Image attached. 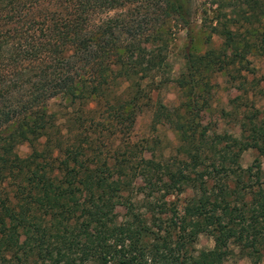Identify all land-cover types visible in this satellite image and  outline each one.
I'll return each mask as SVG.
<instances>
[{"label": "trees", "instance_id": "trees-1", "mask_svg": "<svg viewBox=\"0 0 264 264\" xmlns=\"http://www.w3.org/2000/svg\"><path fill=\"white\" fill-rule=\"evenodd\" d=\"M204 1L220 47L185 54L172 81L187 100L173 111L156 103L151 118L176 131L182 159L142 169L133 127L169 82L166 31H189L191 0H0V264H226L231 246L253 264L264 256V176L239 165L263 149L264 121L241 124L239 138L197 134L210 75L264 57V32L251 28L264 0ZM137 3L160 24L99 20ZM55 98L64 127L48 108ZM184 194L180 208L167 200ZM200 235L210 249L195 250Z\"/></svg>", "mask_w": 264, "mask_h": 264}, {"label": "rangeland", "instance_id": "rangeland-1", "mask_svg": "<svg viewBox=\"0 0 264 264\" xmlns=\"http://www.w3.org/2000/svg\"><path fill=\"white\" fill-rule=\"evenodd\" d=\"M208 8L210 7L204 0H191L188 32L180 26L171 27V23L168 24L170 28L166 31L168 46L165 54L166 61L170 66L169 82L152 93L151 106L138 115L131 134V142L137 147L136 158L137 160L139 158L142 169H147L151 162H158L161 157L163 159L172 157H175L176 160L182 159V155L177 150L180 141L176 131L165 121L152 123L151 118L156 103L173 111L175 108L181 109L187 100L186 92L179 89L172 81L183 68L185 54L191 51L199 55L208 49L217 50L220 47L221 41L217 36L213 35L209 40L207 38L208 22L213 16L212 11H209ZM153 12L154 10L148 4H125L123 7L115 8L98 17L100 21L118 17L128 19L134 23L139 22L143 29H148L160 24L158 12L156 10ZM123 15L125 17H121ZM204 18L206 19L204 20ZM251 28H257L259 32H264V20L260 23L253 22ZM246 63L248 69H243L242 65L236 64L227 69L226 73L219 72L210 75V87L206 97L208 107L199 113L197 119L200 124L197 134L201 130L206 141L214 135L223 134L239 138L241 124H245L247 129L249 124L258 127L259 122L264 121V57L250 53L246 57ZM238 70L240 72L237 74ZM48 108L50 112L56 113L58 126L64 127L65 122L61 119L64 102L55 98L48 102ZM249 118L252 121H249ZM99 145L101 157L111 158L113 147L110 145V140L102 137ZM16 152L20 157H24L28 154L29 148L27 145H21L16 148ZM253 164L259 165L264 176V147L261 151L251 148L242 152L239 159L240 167L245 169ZM138 185L140 183L136 181L133 186L136 191L132 193L138 192L135 200L142 199L141 193L135 188ZM185 198V194L173 195L167 200L174 202L177 208H180ZM212 245V240L208 236L200 235L194 248L197 251L206 250L210 249ZM231 249L233 255L226 264H253V259L245 253H239L237 247L231 246ZM85 264L95 263L87 262ZM256 264H264V256Z\"/></svg>", "mask_w": 264, "mask_h": 264}]
</instances>
